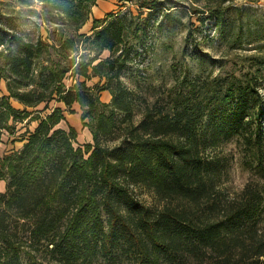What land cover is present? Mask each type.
<instances>
[{
	"label": "trees",
	"instance_id": "trees-1",
	"mask_svg": "<svg viewBox=\"0 0 264 264\" xmlns=\"http://www.w3.org/2000/svg\"><path fill=\"white\" fill-rule=\"evenodd\" d=\"M89 2L40 0L36 16L53 27L45 42L28 11L0 7V143L25 119L36 123L20 149L0 154V264H264V186L222 205L227 162L215 153L241 138L264 170V56L243 78L183 76L135 121L139 98L121 79L138 54L130 37L142 41L162 4L143 0L142 21L141 11L111 13L83 37ZM67 75L83 80L67 86ZM50 102L78 104L91 143L74 145L59 106L41 115Z\"/></svg>",
	"mask_w": 264,
	"mask_h": 264
},
{
	"label": "rangeland",
	"instance_id": "rangeland-1",
	"mask_svg": "<svg viewBox=\"0 0 264 264\" xmlns=\"http://www.w3.org/2000/svg\"><path fill=\"white\" fill-rule=\"evenodd\" d=\"M25 1L26 4L21 0H0V7L28 11L31 21L39 24L42 42H45L53 27L36 16V12L41 10L40 0ZM142 2L143 0H139V4H133L126 0H93L89 2L88 18L77 34L90 36L95 26L111 13H130L136 16L141 11L139 19L142 21L150 13L148 9L138 7ZM160 3L161 9L151 12L155 14L148 19V33L142 41L130 37L132 44L138 46V56H135V62L129 64L121 78L125 86L135 91L139 98L135 107V121L140 118V111L145 104L160 97L167 99V95L180 85L183 76H208L209 79L223 80L232 76L243 78L245 73L252 72L254 60L264 56V3L261 0H160ZM82 40L81 38L80 41ZM78 45L80 48V42ZM83 53L85 52L77 53V57ZM101 56H107V52H103ZM75 78L78 77L67 75L63 82L69 86ZM78 79L83 80L81 77ZM86 83L92 86L98 83V78H92ZM101 83L102 81L98 84ZM259 93L264 101L262 86ZM6 94L5 81L0 80V96ZM99 95L101 102L110 101L107 91H101ZM11 104L14 108H22L14 101ZM53 106H59L63 110L65 120L59 127L64 130L71 127L75 130V146L91 143L90 131L83 124L88 125L90 122L89 119L82 122L78 104L65 110L62 104L50 102L41 115L50 111ZM41 108L42 105L36 109ZM35 125L34 121L25 119L15 126L13 135L3 134L0 154L20 149L27 132ZM215 153L227 162L226 174L218 189L222 205L238 200L247 185L253 188L261 186L259 189L264 186V170L258 173L250 165L241 138L231 139ZM3 190L4 181L0 180V192ZM133 193L146 205L157 204L155 196L145 188L136 187Z\"/></svg>",
	"mask_w": 264,
	"mask_h": 264
},
{
	"label": "snow or ice",
	"instance_id": "snow-or-ice-1",
	"mask_svg": "<svg viewBox=\"0 0 264 264\" xmlns=\"http://www.w3.org/2000/svg\"><path fill=\"white\" fill-rule=\"evenodd\" d=\"M262 3H264V0H261Z\"/></svg>",
	"mask_w": 264,
	"mask_h": 264
}]
</instances>
